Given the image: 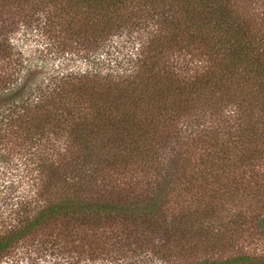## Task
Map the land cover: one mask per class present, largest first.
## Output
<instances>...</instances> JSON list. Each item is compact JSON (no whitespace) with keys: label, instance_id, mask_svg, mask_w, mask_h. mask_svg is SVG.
I'll return each instance as SVG.
<instances>
[{"label":"trees","instance_id":"trees-1","mask_svg":"<svg viewBox=\"0 0 264 264\" xmlns=\"http://www.w3.org/2000/svg\"><path fill=\"white\" fill-rule=\"evenodd\" d=\"M0 10L6 25L23 13L29 27L48 35L56 55H67L65 61L75 55L92 63L51 74L39 66L31 74V64L14 53L9 28L1 26L0 141L11 136L37 146L28 157L31 168L22 164L23 179L37 171L27 179L30 193L33 187L41 192L35 200L75 145L100 143L107 168L119 169L158 162L160 149L181 143V121L191 126L200 115L219 114L226 128L196 134L199 145L188 149L179 176L203 197L201 214L210 220L217 214L218 224L196 221L198 212L185 206L166 223L154 197L114 203L106 193H88L85 182L92 176L82 173L49 205L28 192L7 216L11 224L0 212V254L49 219L154 223L173 239L192 235L194 242H215V230L231 232L243 224L245 209L263 217L264 177L253 168L264 161V8L250 0H0ZM115 35L135 40L137 51L102 72L97 66L104 61H92L90 54ZM20 167H13L18 175ZM232 204L239 210L226 221L221 213L232 211ZM260 263L264 256L238 255L198 264Z\"/></svg>","mask_w":264,"mask_h":264},{"label":"rangeland","instance_id":"rangeland-1","mask_svg":"<svg viewBox=\"0 0 264 264\" xmlns=\"http://www.w3.org/2000/svg\"><path fill=\"white\" fill-rule=\"evenodd\" d=\"M250 1L252 6L264 8V0ZM14 15L6 25L3 20L4 14L0 10V29L3 24L9 28L8 35L14 45V53L25 63L31 64V74L36 73L35 70L39 66L44 67L43 72L50 74L63 73L69 67L85 70L89 65L92 66L85 58L75 55H68L72 60L65 61L67 55H56L52 44L48 43L50 40L46 39L48 35L34 25L29 27L28 18H23V13ZM106 42L90 54L92 61L95 60L94 57L104 61L97 66L98 70H103L102 72L113 69L116 61L124 59V55L137 51L136 41H128L124 35H115ZM27 70L25 68L23 72ZM21 82L22 79L18 81ZM178 126L182 128L181 143L171 144L165 151L160 149L159 161L148 164L134 162L119 169H109L103 162V153L98 149L102 148L100 143V147H92V142H87L83 147L78 145L71 147L70 153L66 154L60 168L56 170L58 175L56 174L52 182L49 181L50 184L47 183L49 186L43 188V191L46 190L44 195L37 197V200L34 198L35 193L41 192L37 191L38 187H33L35 189L30 193L28 189L31 186L27 183L28 176L31 174L32 178L36 177L37 171L32 169L27 178L23 179L26 174L23 168L29 165L27 162H31L28 157L37 146L32 149L30 141L16 140L10 136L0 141V212L5 218L12 215L11 209L28 192L29 197L39 203L49 205L57 202L65 192L68 193V185L77 183L82 173H87L92 176L89 182H85L88 193L91 191L106 193L114 203L120 204L136 196L146 200L154 197L157 208L166 215L159 218L166 223L174 220L175 211L179 206H185L198 212L196 221L200 219L206 226L218 224L217 214V218L213 217L215 220L205 218L206 214H201L204 213L203 197L197 188H190L186 185L185 179H180L179 176L182 173V164L186 165L189 162L188 149H194L199 145L196 134H203L205 131L209 134L216 131L224 132L225 124L219 114H204L191 126H187V122L184 121L178 123ZM23 163L26 166H23ZM15 164H21L20 176L13 168ZM29 167L31 168V165ZM253 169L263 179L264 161L260 163L258 161ZM19 179H23V184ZM246 179L250 181L249 176H246ZM194 195L197 197L193 199ZM237 210L239 208L232 204V211H224L221 216H226L222 218L227 221ZM248 210L249 208L245 209L247 218L234 231L232 229L231 232L218 234L219 232L215 230L211 234L215 242L210 239L208 241V238H203L202 242H194L192 235L173 239L166 236L154 223L135 225L110 219L102 220V223L100 219L91 223L66 224L49 219L34 232L12 242L9 249L0 254V264H198L206 259L226 260L238 255L262 257L264 219L261 221V218H264V213L262 217L259 210ZM7 219L11 224V216Z\"/></svg>","mask_w":264,"mask_h":264}]
</instances>
